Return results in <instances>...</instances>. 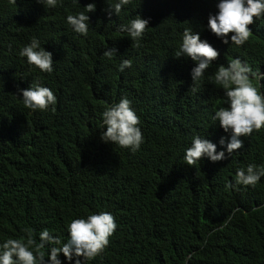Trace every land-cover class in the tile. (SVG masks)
Instances as JSON below:
<instances>
[{
    "label": "trees",
    "instance_id": "trees-1",
    "mask_svg": "<svg viewBox=\"0 0 264 264\" xmlns=\"http://www.w3.org/2000/svg\"><path fill=\"white\" fill-rule=\"evenodd\" d=\"M115 2L57 0L48 8L0 0V245L26 238V229L39 243L47 229L61 241L42 249L49 264V248L67 242L71 220L108 212L116 231L87 264H264V177L254 187L235 185L238 169L264 166V128L241 137L243 147L228 156L231 133L213 119L228 107L214 82L219 66L239 58L264 73V18L237 47L207 27L219 0H131L109 19ZM89 3L96 8L86 13ZM81 12L89 16L86 36L67 23ZM137 16L149 22L139 47L118 31ZM188 28L219 52L196 92L195 62L175 57ZM33 38L52 54L51 73L19 55ZM109 49L111 59L103 55ZM123 60L132 65L121 72ZM254 83L264 94V81ZM33 84L52 90L55 105L26 109L19 90ZM122 98L140 118L136 152L101 139L103 111ZM197 136L226 159L188 166L185 151Z\"/></svg>",
    "mask_w": 264,
    "mask_h": 264
},
{
    "label": "clouds",
    "instance_id": "clouds-1",
    "mask_svg": "<svg viewBox=\"0 0 264 264\" xmlns=\"http://www.w3.org/2000/svg\"><path fill=\"white\" fill-rule=\"evenodd\" d=\"M9 2L15 3V0ZM37 2L48 8L57 5V0H37ZM130 2L131 0H116L114 4L109 5V19L113 12L118 16L123 7ZM95 8L94 3H89L85 7V12H94ZM217 9V14L209 15L207 27L225 45L229 44L230 38L231 44L237 47L243 46L252 34L250 26L257 19L264 18V0H219ZM85 12L67 16V23L81 36H86L89 29V16ZM148 23V20L137 16L129 23L119 25L118 31L127 33L134 46L139 47ZM114 54L115 49L103 53L109 59ZM19 55L26 58L30 67L40 72L53 71L52 54L41 48L36 38L24 46ZM181 56L190 58L196 64L191 71L193 84L190 89L196 92L194 85L218 59L219 52L207 41H202L198 33H193L188 28L184 30L182 43L175 52V57ZM131 65L130 60H123L119 70L123 72ZM254 81H264V73L259 70L253 72L251 67L242 63L239 58L231 59L226 67L219 66L214 74V82L223 89L228 105V107H220L213 117L225 133H231V139L226 145L228 156L243 147L241 137L250 136L253 132H259L264 128V94H261ZM19 91L22 94L24 107L33 112L45 111L56 103V97L48 87L33 84L29 89ZM102 115V128H106L101 134L104 143H112L132 152L139 150L143 143V135L139 127L140 118L127 98H122L119 103L107 107ZM220 143L224 145L223 138ZM204 157L214 163L226 159L225 152L217 153L213 143L199 136L194 137L191 146L185 151L184 160L192 167ZM261 177H264V166L249 164L246 170L243 168L237 170L235 185L254 187ZM116 228L115 217L108 212L71 220L67 225V242L60 247L49 248L50 255L47 258L49 264H61L59 259L61 253L70 262L75 257V264H81L80 258H83V264H87L104 252ZM25 231L26 238H9L0 245V264H45V253L42 249L61 244V241L51 236L47 229L39 234V243L33 238L31 230Z\"/></svg>",
    "mask_w": 264,
    "mask_h": 264
}]
</instances>
